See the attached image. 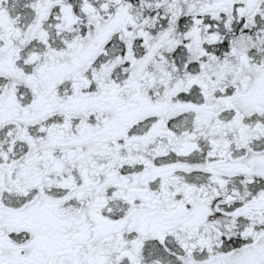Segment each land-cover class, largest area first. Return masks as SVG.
Returning a JSON list of instances; mask_svg holds the SVG:
<instances>
[{
  "label": "snow or ice",
  "instance_id": "obj_1",
  "mask_svg": "<svg viewBox=\"0 0 264 264\" xmlns=\"http://www.w3.org/2000/svg\"><path fill=\"white\" fill-rule=\"evenodd\" d=\"M0 264H264V0H0Z\"/></svg>",
  "mask_w": 264,
  "mask_h": 264
}]
</instances>
